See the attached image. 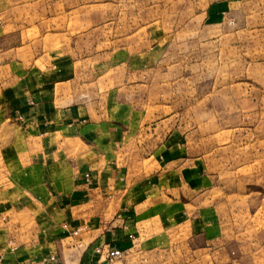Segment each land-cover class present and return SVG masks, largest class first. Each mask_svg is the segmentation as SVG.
I'll return each instance as SVG.
<instances>
[{"label":"crops","instance_id":"crops-1","mask_svg":"<svg viewBox=\"0 0 264 264\" xmlns=\"http://www.w3.org/2000/svg\"><path fill=\"white\" fill-rule=\"evenodd\" d=\"M247 3L210 0L202 27L224 28ZM1 54L0 264H105L97 246H134V264H264V229L249 232L230 194L214 195L204 152L178 148L168 121L147 118L141 69L108 91L123 72L110 79L64 49L43 64Z\"/></svg>","mask_w":264,"mask_h":264},{"label":"rangeland","instance_id":"rangeland-1","mask_svg":"<svg viewBox=\"0 0 264 264\" xmlns=\"http://www.w3.org/2000/svg\"><path fill=\"white\" fill-rule=\"evenodd\" d=\"M209 1L0 0L1 58L43 64L64 49L88 58L80 67L111 69L110 79L123 72L108 91L130 85L127 74L141 69L134 82L149 93L147 118L168 121L170 133L181 134L178 148L204 152V180L218 182L214 195L230 194L257 232L264 229V0H248L213 30L200 17ZM123 264H134V246Z\"/></svg>","mask_w":264,"mask_h":264},{"label":"built area","instance_id":"built-area-1","mask_svg":"<svg viewBox=\"0 0 264 264\" xmlns=\"http://www.w3.org/2000/svg\"><path fill=\"white\" fill-rule=\"evenodd\" d=\"M17 119L19 121H24L25 116L23 114L18 113ZM86 178H87V180H90V175L86 174ZM74 234L78 235L79 229H76L74 231ZM9 247H10V249L16 250L18 248V245L15 242L10 241ZM95 251L100 255V258H99L100 262L105 263V264H123V261L126 257V250H123L121 248H111V247L105 248V246H103V247L97 246L95 248ZM2 259H3V255H0V263H1ZM49 263L50 264H58L57 256L51 255L49 258ZM82 264H88V263H82Z\"/></svg>","mask_w":264,"mask_h":264}]
</instances>
